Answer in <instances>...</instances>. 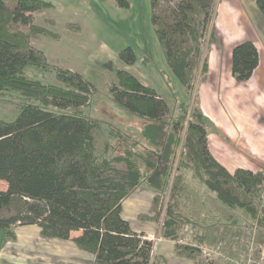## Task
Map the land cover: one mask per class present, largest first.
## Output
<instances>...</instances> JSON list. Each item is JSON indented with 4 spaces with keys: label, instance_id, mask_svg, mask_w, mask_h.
<instances>
[{
    "label": "trees",
    "instance_id": "1",
    "mask_svg": "<svg viewBox=\"0 0 264 264\" xmlns=\"http://www.w3.org/2000/svg\"><path fill=\"white\" fill-rule=\"evenodd\" d=\"M111 1L119 8H130L128 0ZM216 2L149 0L150 22L166 64L189 97L179 100L180 112L167 120L165 98L129 71L116 69L108 91L115 103L141 120L144 140L129 143L121 132L110 130L122 148L115 152L117 145L106 141L97 153L93 129L99 124L82 111L90 105L93 84L76 71L49 65L43 50L32 44L33 37L50 33L34 22V13L50 3L0 0V93L24 95L12 119L0 118V180L6 182V188L0 189L4 241L16 238L15 225L36 224L42 236L71 239L92 253L94 264H163L161 255H152L153 242L142 238L122 216V201L144 181L155 193L150 212L140 218L157 222L166 202L161 232L175 240L179 226L191 222L178 209L183 170L188 168L223 205L242 209L264 227V208L257 209L251 196L264 184V167L230 172L211 155L207 144L208 130H218L200 109L194 77L196 69L202 79L208 71L201 47L205 43L208 52L217 40L212 22ZM255 3L264 16V0ZM118 57L133 64L137 51L127 46ZM257 64L254 42L233 45L231 74L237 82L248 80ZM29 67L51 68L57 82L28 76ZM180 142L176 160L174 147ZM120 162L125 168L115 165ZM140 162L149 169L144 178ZM72 231L78 233L70 236ZM175 250L199 264L197 248L176 243Z\"/></svg>",
    "mask_w": 264,
    "mask_h": 264
},
{
    "label": "rangeland",
    "instance_id": "2",
    "mask_svg": "<svg viewBox=\"0 0 264 264\" xmlns=\"http://www.w3.org/2000/svg\"><path fill=\"white\" fill-rule=\"evenodd\" d=\"M47 1L49 3L51 1L53 7L50 5L47 9L35 12L34 22L45 27L50 33L33 37L32 44L43 50L49 65L76 71L93 84L90 105L82 111L87 118L94 119L99 124L93 129L97 153L102 152L106 141L117 145L115 152L122 148L121 143L110 130L121 132L129 143L144 140L140 133L141 120L115 103L108 91L112 81L115 80L116 69H125L142 83L154 87L169 106L167 120L178 113L179 100H187L189 93H186L187 91L175 79L166 64L150 22L149 0H128L129 9L119 8L111 0ZM236 2L235 0H217L216 2V13L212 22L218 39L216 38V42L211 45L208 52L204 51L205 43H202L201 47L207 61L210 50L212 49L214 54L218 53L222 38L231 34L230 29L220 21L226 22L228 18L226 8L235 9ZM239 2L242 6L238 7H243L251 13L249 18L253 23L264 22V16L255 0H239ZM252 10L255 12H251ZM67 24H72L75 28H69ZM127 46L137 51V59L133 64H126L118 57L119 51ZM27 75L40 78L45 82H57L51 68L43 71L29 67ZM203 80L199 75V69H196L194 82L198 95L199 84ZM191 94L193 95V91ZM23 99L24 95L18 91L0 93V118L12 119L16 114L17 103L24 101ZM210 124L212 126V123ZM211 126L209 125L210 128L213 127ZM208 132H214V129H209ZM180 134L182 140L185 136V124ZM214 139H216L215 136L209 139L210 152H213L218 160L221 161L223 157L225 160L237 157V153L228 149L229 146L227 149L222 148ZM148 146L160 151V148L149 144ZM180 148L181 142L178 147H174L176 160ZM115 165L121 169L125 168L122 162ZM140 165L142 178H144L149 169L142 162ZM262 167L264 164L259 162L250 170L258 171ZM183 173L184 180L178 209L184 212L191 222L182 223L179 226L174 244L180 243L197 248L199 264H241L239 259L245 258L250 252L255 260L259 259L264 253V227L259 226L256 218L252 219L242 209L237 207L230 209L223 205L215 194L205 187L200 178L194 175L192 168L184 169ZM171 181L172 178L170 184ZM5 188L6 182L0 180V189ZM154 193L143 181L123 200L121 211L122 216L131 221L133 228L137 225L141 229L136 231L143 234L142 238L153 242L152 255L156 254V242L162 236V220L168 205L165 202L158 212L160 214L157 222L140 218V215L150 212ZM251 196L257 209L264 208V184L255 189ZM63 254L59 256L60 258H54L52 262L41 263L42 260H37V263L33 264H77L76 261L80 264H94L86 258L79 259V256L72 251L65 250Z\"/></svg>",
    "mask_w": 264,
    "mask_h": 264
},
{
    "label": "crops",
    "instance_id": "3",
    "mask_svg": "<svg viewBox=\"0 0 264 264\" xmlns=\"http://www.w3.org/2000/svg\"><path fill=\"white\" fill-rule=\"evenodd\" d=\"M235 1V9L226 8V22L220 21L231 34L222 38L218 53L210 50L208 71L199 84L200 108L218 130V133L208 132V148L210 137L215 136L217 145L226 149L229 146L231 152L237 153L234 159L221 157L220 161L210 152L230 172L239 167L253 169L259 162L264 164V22L253 23L249 18L251 13L238 7L242 6L239 0ZM243 40H251L256 45L258 64L248 80L237 82L231 74V49ZM133 229L141 230L137 225ZM13 230L16 238L4 241V232L0 229V264H33L37 260L52 262L54 258L63 256L65 250L77 254L81 260L86 258L94 263L92 253L82 250L71 239L42 236L36 224H17ZM77 233L72 231L70 236ZM174 243L175 240L162 236L156 242L155 253L162 256L163 264H195L193 260L178 255ZM76 263L80 264L79 261Z\"/></svg>",
    "mask_w": 264,
    "mask_h": 264
},
{
    "label": "built area",
    "instance_id": "4",
    "mask_svg": "<svg viewBox=\"0 0 264 264\" xmlns=\"http://www.w3.org/2000/svg\"><path fill=\"white\" fill-rule=\"evenodd\" d=\"M239 261L241 264H264V253L259 257V259L255 260L253 254L250 252L245 258H240Z\"/></svg>",
    "mask_w": 264,
    "mask_h": 264
}]
</instances>
